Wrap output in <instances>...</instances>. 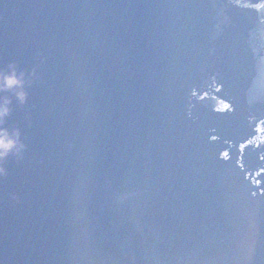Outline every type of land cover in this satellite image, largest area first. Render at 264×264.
I'll use <instances>...</instances> for the list:
<instances>
[{
    "label": "water",
    "instance_id": "water-1",
    "mask_svg": "<svg viewBox=\"0 0 264 264\" xmlns=\"http://www.w3.org/2000/svg\"><path fill=\"white\" fill-rule=\"evenodd\" d=\"M261 5L0 0V264H264Z\"/></svg>",
    "mask_w": 264,
    "mask_h": 264
},
{
    "label": "clouds",
    "instance_id": "clouds-1",
    "mask_svg": "<svg viewBox=\"0 0 264 264\" xmlns=\"http://www.w3.org/2000/svg\"><path fill=\"white\" fill-rule=\"evenodd\" d=\"M25 73L19 72L15 65H10L8 70L0 69V92H15L17 99L24 103L27 99V93L23 90L25 87ZM19 89V91H16ZM11 101L7 98L0 100V161H3L12 152L19 153L24 149L20 141L19 131L10 132L3 127L4 120L10 115ZM4 169L0 167V173Z\"/></svg>",
    "mask_w": 264,
    "mask_h": 264
},
{
    "label": "snow or ice",
    "instance_id": "snow-or-ice-1",
    "mask_svg": "<svg viewBox=\"0 0 264 264\" xmlns=\"http://www.w3.org/2000/svg\"><path fill=\"white\" fill-rule=\"evenodd\" d=\"M261 6H264V5H261ZM219 90V89H218Z\"/></svg>",
    "mask_w": 264,
    "mask_h": 264
}]
</instances>
